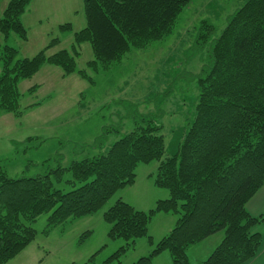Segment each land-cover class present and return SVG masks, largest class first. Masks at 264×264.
I'll list each match as a JSON object with an SVG mask.
<instances>
[{"label":"trees","instance_id":"16d2710c","mask_svg":"<svg viewBox=\"0 0 264 264\" xmlns=\"http://www.w3.org/2000/svg\"><path fill=\"white\" fill-rule=\"evenodd\" d=\"M82 1L86 24L73 34L69 49L46 55L59 43L52 38L34 56L18 57L17 48L0 45L2 110L20 112L18 82L32 77L42 65L58 66L64 74L74 72L81 43L90 45L93 59L88 67L97 72L120 61L131 47L165 37L190 0ZM30 2L8 0L0 18L4 39L10 33L27 39L21 17ZM70 28L69 23L60 25L63 30ZM216 30L209 20L199 23L194 45L208 46L209 61L196 75L199 94L193 120L174 153L166 154L160 126L146 120L104 152L72 160L66 169L9 177L0 163V263L34 240L31 223L40 214L49 213L48 226L91 215L134 183L138 164L151 161L158 163L150 175L153 184L166 189L168 197L157 199L147 210L116 198L102 216L109 224L108 238H122L125 243L101 264L118 260L142 237L153 247L131 264H151L163 251L170 254V264H193L187 249L218 231H223L222 240L196 264H243L256 255L262 237L253 228L264 223V215H251L245 205L264 183V0H245L219 34ZM82 71L81 76L91 82ZM66 170L72 188L63 191L54 183L62 180ZM161 212L175 215L176 220L153 243L148 225ZM70 264L97 263L93 254L82 263Z\"/></svg>","mask_w":264,"mask_h":264},{"label":"rangeland","instance_id":"374dc122","mask_svg":"<svg viewBox=\"0 0 264 264\" xmlns=\"http://www.w3.org/2000/svg\"><path fill=\"white\" fill-rule=\"evenodd\" d=\"M7 2L0 0V18ZM244 2L190 0L177 15L168 35L149 41L141 48L131 47L120 61L97 72L88 67L93 53L85 42L77 47L74 72L64 74L60 67L44 64L32 77L20 80L17 85L20 112L14 114L0 108V163L6 174L37 176L66 169L72 160L104 152L122 134L146 120L160 126L166 154L174 153L193 120L199 94L196 75L209 61L208 46L194 45L199 23L209 20L219 34L229 16ZM21 20L27 39H20L15 33L4 39L0 33V45L17 48L18 57L34 56L52 38H58L59 43L48 48L46 55L69 49L73 34L86 24L82 0H33ZM65 23L71 28L60 29ZM79 71L88 74L92 81L83 78ZM157 164V161L138 164L135 186L133 183L120 189L91 215L48 226L49 213L40 214L31 223L36 232L34 240L15 257L0 264L82 263L93 254L94 262L101 264L125 243L122 238H108L109 224L103 219V211L119 194L132 203L134 194L140 191L150 198L148 201L161 198L157 192L150 191L144 177ZM62 175V180H54V186L68 191L72 187L66 179L71 175L68 170ZM154 227L156 238L158 233L167 232ZM151 232L155 233L153 228ZM222 234L223 231H218L196 247L213 248ZM146 241L145 237L136 240L137 254L142 247H149ZM132 253L126 250L118 260L108 264H131Z\"/></svg>","mask_w":264,"mask_h":264},{"label":"crops","instance_id":"0c3cea01","mask_svg":"<svg viewBox=\"0 0 264 264\" xmlns=\"http://www.w3.org/2000/svg\"><path fill=\"white\" fill-rule=\"evenodd\" d=\"M32 1H31V3H32ZM170 153H172V152H170ZM157 166H158V164L154 165L153 168L156 170ZM154 169L152 171L148 172V174L144 176L145 177V181H146V183L150 184V191L155 192V193L157 192V194L160 195L161 198H166V197H168V192L167 191L166 192L165 191L164 192L163 191H155V190H161L162 188H158V187L154 186L152 178L150 177V175L154 173ZM136 180H137V177H136ZM149 180H151L150 183H149ZM135 184H136V182L132 186H135ZM121 190H123V189H121ZM133 197H134L133 203L124 200L123 196L120 195V194L118 195L117 198H121L122 200H124V201L130 203L131 205H133L136 209H140V210H147V209L151 208L154 205V203H155L154 201L153 202L148 201L150 198H147L144 195V193H142V191L135 193ZM157 199H160V198H156V200ZM150 203H152L151 206L149 205ZM246 210L251 215H255V216L264 215V183L254 193V195L247 201ZM175 220H176L175 215L170 214V213H163V212L157 213V214H155L152 217V220L150 221V223L148 225V233L152 237L153 243H155L157 240H159L161 238V235H163V236L165 235L164 234L165 232L158 233L159 236H157L158 238H156L157 229L154 227V225H156L158 229H160L162 231H167L166 233H168L170 231V229L173 227V225L175 223ZM151 228H153V231H155L154 234H152ZM253 231L258 232L261 235L262 242H261V244L259 246V249H258L256 255L252 259L244 262L243 264H264V223L256 225L253 228ZM222 238H223V236H222ZM202 241H200V242H202ZM146 242H147L149 247H142V250L138 254L136 253V250H137L138 247H135L136 244H137L136 241H135L133 247L129 248L130 250L133 251L132 254H134V256L132 257L134 260H132V262H134L135 259H137V258H139L141 256H144V255H147L150 252V250L152 248L150 246L152 244L148 243V241H146ZM200 242L190 246L187 249V256H188L190 262L193 263V264L202 262L212 252V250L219 244L218 243L213 248L212 247H202V249H201L200 247H196V246H198V244ZM143 251H146V252L143 253ZM117 262H120V260L117 261ZM170 263H171V257H170V254L167 251L161 252L157 256H154L152 258V260H151V264H170Z\"/></svg>","mask_w":264,"mask_h":264}]
</instances>
